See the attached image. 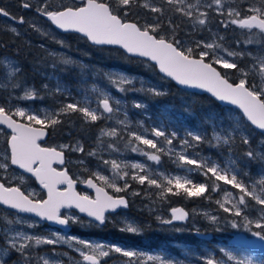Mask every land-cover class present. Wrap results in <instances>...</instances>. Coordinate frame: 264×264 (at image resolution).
Instances as JSON below:
<instances>
[{
	"label": "snow or ice",
	"instance_id": "obj_1",
	"mask_svg": "<svg viewBox=\"0 0 264 264\" xmlns=\"http://www.w3.org/2000/svg\"><path fill=\"white\" fill-rule=\"evenodd\" d=\"M23 7L31 8L32 5L25 2ZM134 9H143L150 14L143 24L130 18ZM36 11L58 29L80 33L95 45H117L131 56L153 62L165 77L179 85L210 93L218 101L235 106L242 115L236 117L227 129L220 126L219 131L215 117L209 116L208 119L213 123L210 138L197 130H188L180 137L175 131L169 132L162 126V122L161 125L152 126L150 130L140 123L138 128L143 129L140 131L133 129L126 111L123 119L117 118L118 113L123 110L122 100L96 85L90 89L96 97L95 107L92 106L91 98L85 94L81 100L61 103L55 110H45L41 114L40 111L33 112L11 104L12 98L36 100L43 97L39 90L28 86L22 80L18 65L12 61H0V65H6V71L0 73V91L8 93L9 97L7 105L0 104V125L10 130L6 147L0 151V173L3 174L0 175V205L62 226L79 222L78 217L63 214L61 211L75 208L103 225L108 219L106 213L129 206V201L124 197L109 195L106 187L116 193L125 192L131 186L128 182L131 180L158 190L155 195L161 200H166L170 195L186 198L203 196L211 200V194L205 196L211 189L212 192L222 193V198L214 201L219 209L231 217L239 218L228 221L231 227L250 233L264 248V178L249 183L245 177H249L250 173L245 170L246 165L241 163V158H246L248 162L264 161V149L254 150L246 132L248 127L254 126L264 136V54L253 55L251 52L229 49L223 43L224 37L219 34L211 39L191 38L193 33L208 29L210 14L214 13L222 17L219 23L223 28L235 26L246 33L245 45L264 46V0H243V3L241 0H80V3L71 6L61 3L55 9H50L48 3L44 2L36 6ZM0 15L17 19L11 17L3 8H0ZM135 15L139 16L140 13L136 12ZM177 19L179 23L176 22ZM17 22L25 23L23 17ZM182 25L187 27L185 36L190 39L180 37L179 30ZM11 31L19 35L16 28ZM246 57L247 63L242 65L240 61ZM60 63L67 65L73 61L62 58ZM217 66L225 70V73L222 74ZM229 71L237 74L235 81L230 80L227 75ZM107 79L120 93L144 91L154 96L164 94L156 87L144 88L142 85L140 89H136L134 79L124 74H108ZM43 88L52 94H71L59 80L54 89H49L48 84H44ZM134 107L145 109L146 105L135 103ZM73 114H79L84 124L114 120L120 127L101 128L97 137V149L86 153L79 141L56 147L42 143L49 136V129L54 131L65 122L64 117H71ZM245 121L248 123L245 124ZM105 137L109 138L107 142ZM237 138L244 147L238 155H233ZM120 141H124L125 149L146 157L156 165L161 164L163 157H168L183 174L166 173L139 162L105 159L102 155L105 149L111 153L121 151ZM205 143L228 152L223 164L202 156L197 151ZM261 144L264 145V140ZM67 151L98 159L102 165L111 169L112 178L100 172H91L89 178L73 179L65 167ZM79 163L84 165L85 162L81 159ZM13 166L22 171L10 173ZM84 170L87 171V168ZM23 173L35 177L46 190V199H35V192H25L20 186H13V180L24 183ZM193 174L202 176L203 180H194ZM261 176L264 177V172ZM117 179L124 180L125 183L118 185ZM77 183H84L88 188L94 189L95 197L78 193L75 190ZM61 185L66 187L61 188ZM221 185H229L230 189L222 188ZM233 189L236 191L233 192ZM132 195L140 193L133 191ZM187 218L188 213L182 208H173L168 219L157 217L165 225L173 224L174 221H185ZM207 218L214 224L218 223L216 216ZM0 222L3 225L0 228V238L3 239V245L0 246V264H5L4 257L10 252L19 255L20 264H32L35 259L33 249L41 245L61 243L68 244L69 247L78 244L87 249L79 250L85 264H102V260L112 253L127 258L125 264H173L171 260L147 255L139 249L118 244H92L57 233L47 237L29 234L11 227L13 224L25 223L19 217L10 219L9 215H4L0 217ZM27 226L33 228L37 225L33 222ZM118 230L136 236L143 233L141 225L127 218L121 221ZM221 251L226 260L208 257L205 264H252L250 259H238L230 251ZM38 260L42 264H62L61 261L47 256H40Z\"/></svg>",
	"mask_w": 264,
	"mask_h": 264
},
{
	"label": "rangeland",
	"instance_id": "obj_2",
	"mask_svg": "<svg viewBox=\"0 0 264 264\" xmlns=\"http://www.w3.org/2000/svg\"><path fill=\"white\" fill-rule=\"evenodd\" d=\"M51 1L53 0H44L40 1L39 3V0H31V2H35L36 4H42L44 2L49 3ZM77 1L79 0H64V2L72 3ZM213 15L214 13L210 14V23L208 29L203 32L193 33L191 38L211 39L216 34H219L220 36L224 37L223 43L225 47H228L229 49L243 50L246 52H251L253 55L264 54V46L260 44L245 45L244 41L246 39V33L243 30L236 28L235 26H230L228 29H225L218 22L217 24H214L216 17ZM217 17H219V21L222 19V17L220 16ZM40 26L43 27V25ZM39 30H41L40 27ZM184 31L185 32L183 33L185 34L188 29ZM42 32H44V35H46L47 37H51L52 41H50L53 43V47H47L46 53L51 54V56L58 57V61H60L62 58L70 59L71 61H73V63L67 64L72 69V71H64V68L58 66L55 62H49L48 65H46L44 62L38 65L39 67H37V80L33 79L29 81H23H25L28 86L35 87L37 90H39L40 96L43 98L36 100H17L14 98L15 100L19 101V107L26 108L33 112L40 111L41 114H43L45 110H55L61 105V103H68L81 100L85 94H87L91 98L92 106L95 107L96 97L95 94L90 92V89L93 85H96L110 92V94H112L114 97L122 100L123 110L118 113L117 118L123 119L124 113L126 111L128 120L131 123L133 129L143 131V129L138 128V125L142 123L144 125V128L150 130L152 126L161 125L162 122L163 127H165L169 132H177L178 136L180 137L184 136L186 131L188 130H197L207 135V130L204 127H198V125H194L189 121V117L192 116L191 110H189V106L194 102L193 100L189 101L185 99V97H181V102L184 107H177L173 103H163L156 96L148 94L144 91H136L135 94H133V91H130L129 97L127 93H120L116 91V89L109 83L107 79L108 74H124L134 79V86L136 89H140L142 85L144 88L156 87L161 89L165 94L170 88V86L166 82V79L164 77L159 76L139 78L137 75L132 74L126 69L114 66L113 64H109L107 57L105 58V56L99 49L92 48L90 45H81L80 53L82 55H71L62 46H67L71 42H74L75 44L79 43L81 40H78V37L74 38L61 34L56 31L55 28H53L52 26H49L48 30H42ZM235 32L238 33L236 37L232 34ZM228 33L232 35L234 41H228ZM182 36L183 37L181 38L190 39V37H187L185 35ZM238 36L242 37V39H239ZM58 41H62L63 43H58ZM247 60L248 58L246 57L245 60L240 61V63L243 65L244 63H247ZM7 61H12L14 64L18 65L17 60L13 57L8 58ZM53 64H55V68H53ZM69 78H73V80L70 81ZM57 80H59L63 87L71 93L70 95L65 96L59 93L52 94L48 89L43 88L44 84H48L49 89H54ZM20 94L22 95V93ZM145 94H148L149 96L147 97H150V99L154 100L156 104L154 103V105H152V103H150L147 98H145ZM137 95L139 96L138 98ZM171 100L174 101L173 98H171ZM135 103H143L144 105H146V108L137 109L134 107ZM225 113L227 114V119L222 124H220V126L227 129L229 125L234 122L235 118L239 116L236 113L230 111H226ZM63 119L64 121H69L68 124L73 130H76L79 127L88 126V124L83 123V121L79 117V114H73L71 117H64ZM101 121L104 122L101 128H105L108 126H115L118 128L120 127L119 125L115 124L114 120ZM220 126L217 127V131H219ZM101 128L91 133V138L93 139V142L91 143V146L89 148H87L84 142L80 139H77L76 141L71 143H65L60 141L56 143V146L61 144H75L77 141H79L84 146L85 153L89 150H95L98 147L97 137L100 134ZM71 133L72 131H68L67 134L71 135ZM104 140L105 142H107L109 138L105 137ZM125 140H127L126 136ZM262 140H264V136L261 135L258 141V150L264 149V145L261 144ZM120 148L121 151L119 153H111L109 150L105 149L102 155L105 159L115 158L127 163L139 162L144 163L153 169L164 171L166 173L183 174L182 170L176 168V166L169 159V162L174 166V170L171 168L168 169V167L163 162H161L160 165H156L152 161H148L146 157L141 156L138 153L128 151L124 148V141H121ZM197 151H199L202 156L217 160L221 164H223L225 159L228 157V153H224L221 150H219V154H217L215 157H212L203 150L197 149ZM67 152L70 155L67 159V164L70 167H73L75 171V177H79L81 180H83L90 176L91 172H100V174L112 178L111 169L107 166L102 165L98 159L94 157H88L85 154L79 152ZM81 159L84 160V165H81L79 163ZM85 167L87 168V171L84 170ZM257 167V173L252 178L245 177V179L248 180L249 183L264 178L261 176V173L264 172V161L258 160ZM24 182H26V178ZM128 182L131 186L128 188L127 193L130 196L131 202H133V204L134 202H136L134 207L136 211L147 212L151 216L155 215L164 219H168L171 217V208H169L166 204L162 203L161 201L150 199L148 194L142 193L141 189L139 188V186L141 185H139L138 183L131 180H129ZM116 183L122 186L125 181L117 179ZM134 184L137 185L135 186ZM221 187L230 189L229 185H221ZM36 189L37 188L35 186H30L29 188H27V191L35 192L37 194L38 191ZM109 189L113 193L119 194L114 192L111 188ZM133 191L139 192L140 195H132ZM232 191L235 192L236 190L233 189ZM137 199L138 201H136ZM193 211L195 213L196 219H198L197 221L191 223L195 229H202L204 223L211 224L212 230L209 232L212 234L213 239V243L211 245L202 241L203 239L201 241H191L188 235L183 238L186 243H177L173 241L176 237L175 232H178V235L181 236L183 233L182 230H187V232H189L190 228L185 226L177 228L174 224H162L160 228L154 230H156V232H158V230L162 231L168 238H170V243L174 246V248H170L165 242L162 243L160 239H157V237L149 235L146 228L141 225L138 219L131 216L129 211H122L113 215H109L107 220L112 227L117 229H119V227L121 226V221L125 218L131 221H135L138 225H141L143 227L142 235L136 236L126 233L127 235L123 237L114 238L110 240H102L99 238H82L78 234L63 233L62 231L56 228L43 224L42 222L33 217L24 216L17 213L0 211V217L4 215H9L10 219H16L17 217L21 218L23 221H25V223L13 224L11 227L17 230L27 232L29 234L47 237L53 233H57L64 237H76L80 240H84L92 244H118L127 248L139 249L147 255L160 256L166 260H171L173 264H177V262H179V264H205V259L208 257H212L216 260H226L223 251H221L222 249L230 251L238 259H250L252 261V264H264V254L247 249L238 248L234 245L229 244V240H231L232 237L239 232L251 236L250 233L244 232L243 230L237 231V229H233L228 223L229 220H238L239 218L231 217L227 213L222 214L220 212H217L215 209H211L205 206L195 207ZM65 214H71L78 217L79 222L73 223V225L79 231L88 230V228H90L92 224H95L91 220H84L75 211H68L65 212ZM208 216H216L218 218V223H212L207 218ZM33 222H35L37 226L29 228L27 225ZM2 226L3 225L0 224V228H2ZM177 229L180 230L177 231ZM2 245L3 239L0 238V246ZM79 250L87 251V249H83V247L78 244H73L72 247H69L68 244L63 243L57 245H41L38 248L32 250L33 256L35 257V259H33L32 261V264H42V262L38 260L40 256H47L51 259L59 260L62 262V264H85L82 257L80 256ZM37 252L40 253L39 257L36 256ZM65 253L67 255H64ZM126 260L127 258L121 256L118 253H112L109 257L104 258V260H102V264H125ZM4 261L5 264H20V257L18 254L10 252L8 256L4 257Z\"/></svg>",
	"mask_w": 264,
	"mask_h": 264
},
{
	"label": "trees",
	"instance_id": "obj_3",
	"mask_svg": "<svg viewBox=\"0 0 264 264\" xmlns=\"http://www.w3.org/2000/svg\"><path fill=\"white\" fill-rule=\"evenodd\" d=\"M40 1H44V0H39V3H40ZM25 2L30 3L32 5L33 8L31 7L30 8L31 10L36 9V6L40 5V4H36L35 2H31V0H0V8L5 9L8 13L15 12V11H26V10H29V8L23 7V4ZM241 2L243 3V0H241ZM61 3H63L66 6H71L73 4L80 3V0L77 2H74V3L64 2V0H53V1L49 2L48 5H49L50 9H55ZM136 12H139L140 15L139 16L135 15ZM149 15L150 14L145 13L143 9H134V14L130 18L133 20H139V22L141 24H143L145 22L146 17H149ZM213 16L216 17L214 24L215 23L217 24V22L219 23V17H217L218 15L214 14ZM18 18H20V17H18ZM37 20H38V26L39 27H41L40 25H43V24L48 25V26H52L47 20H45L43 18L42 15H37ZM176 22L179 23V19H177ZM184 30H187V27L182 25L181 29L179 30L180 37H183L182 35H185L183 33V32H185ZM232 34L235 37L238 35L237 32L232 33ZM64 35L74 37V38L78 37V40L79 39L81 40L79 43H76V44L74 42H71L67 46H62L71 55H76V54L82 55L80 53L81 45H90L92 48L99 49L103 53L105 58L107 57L109 64H113L114 66L126 69L129 72H131L132 74L137 75L139 78L140 77H159V76H161L159 74L157 68L150 61H147V60L141 59V58H135V57L128 56L119 48L99 47V46L91 45L86 38H84L78 34H75V33L64 34ZM238 38L242 39V37H239V36H238ZM0 39H1V37H0ZM227 39H228V41H230V40L234 41V38L232 37V35L230 33H228ZM16 42H17L18 46L16 45ZM35 42L38 43V48H37L38 53L36 51V55H37L38 60L35 62L36 66H37V64L40 65V63H42V61L48 65L49 61L53 60V62H55L58 66L63 67L64 71L65 70H68V71L71 70L72 71V69L68 65L65 66L64 64H61L60 61L57 60L58 57L50 56V58H45V57L41 56V53H43V49L41 47L42 43L49 44V46L53 47V43L50 42L46 38V35H42L41 32L39 31L38 37L35 39ZM6 43L11 44V45L13 44L17 49H20V50L26 49V44H24L22 41L19 42L17 39L7 41ZM30 51L34 52V49L33 50L31 49ZM23 63L25 65L26 69L28 66L31 65V63H29V62H27V61L25 62V60H23ZM217 67L219 68V66H217ZM220 71L223 74L225 73V70H223V69H220ZM227 75L230 77L231 81H235L237 79V74H235L233 72L229 71L227 73ZM165 79H166V82L169 84L170 88L168 89V91L165 94H163L161 96H156V97L158 99H160L161 102H163V103H173L177 107L178 106L184 107V105H182V102H181V97H185V99H187L189 101L193 100L194 102L189 106V110H191V114H192V116L189 117V121H190V123H192L194 125H198V127H204L207 130V136L209 138L211 137V133L213 132V123L208 119L209 116L215 117L216 125H217V127H219L220 124H222L227 119V114L225 113L226 111L234 112L238 116L242 115L235 108H232L230 106L221 105L215 99L211 98L210 96H208L206 94H196V93H192V92L180 89L179 87H177L175 85V83L172 80L167 79V78H165ZM69 80L71 81V80H73V78H69ZM135 93H136V91H133V94H135ZM127 95L128 96L130 95V91L127 92ZM147 96H149V95L145 94V98H147V100L150 103H152V105H154V103L156 104V102L154 100L150 99V97H147ZM138 97L139 96L137 95V98ZM171 98H173L174 101H172ZM221 119H223V120H221ZM68 123H69V121H65L61 125H58L54 131L51 130L52 131V133H51L52 141L54 143H58L60 141L65 142V143H71V142L76 141L77 139H80L84 142V144L87 148H89L91 146V143L93 142V139L91 138V133L95 130L97 131L104 124L103 121H97L95 124H88L87 127H79L76 130H73L72 128H70ZM247 123L248 122L245 121V124H247ZM68 131H72L71 135L67 134ZM246 131L248 132V136H249L252 148L254 150H258V141H259V138L261 136V133L257 132L252 126L248 127L246 129ZM120 145H121V141H120ZM243 147L244 146L239 143V139L237 138V145H236V148L233 152V155H238ZM198 149L205 151L207 154L211 155L212 157H215L217 154H219V150H221L224 153H228L223 148H217V147L213 148L212 146H210L207 143L200 145V147ZM162 162L168 167V169L171 168L174 170V166H173V164H171L169 162L168 157H163ZM241 163L246 165L245 170L250 173L249 177L252 178L257 173L258 160L248 162L246 160V158H241ZM193 179L196 181H202L203 177L199 176L198 174H193ZM134 185L136 186L137 184H134ZM139 188L141 189L142 193H146L148 195L150 193L151 194V195H149L150 199H154L156 201H161L162 203L166 204L171 209H173L174 207H177V206H183L190 212V217L187 221H185L181 224L173 222V224L177 228L178 227L181 228L182 226L190 228L189 232H187V230H182L183 233L181 236L178 235V232H175L176 237L174 238L173 241H175L177 243H186V241L183 240V238L186 237V235L189 236V239L191 241H201L202 240L196 235L195 230H197V229H195L191 224L192 222H195L198 220V219H196L195 213L193 211V209L195 207L205 206V207H209L211 209H215L217 212H220L222 214L224 213L221 209H219L218 205L216 203H214V201L216 199L221 198V192H212L211 189H209V191L205 193V196H208L209 194H211V196H212L211 200L205 199L203 196L202 197L186 198L184 196L178 197V196H171V195L168 196L166 200H161V199H158L157 196L155 195V193L158 190H156L154 188H148L147 185H143V186L141 185V186H139ZM119 194L124 195V194H128V193H127V191H125V192H120ZM136 201H138V199ZM135 204H136V202H134V204H133V202L130 201V207L127 211H129L131 216H133L134 218H136L140 221L141 225L144 228H146L149 235H153V237L154 236L157 237V239H160L162 243L165 242L168 247L174 248V246L170 243V238H168L162 231L158 230V232H156V230H154V229L160 228V226L162 225L159 222V220L156 218L157 216H155V215L151 216L147 212L136 211L134 209ZM0 209H1V207H0ZM74 230L82 238H99L102 240H110V239L119 238V237H123V236L127 235L124 232H120L117 228L112 227L110 224H106L103 228H100L96 225H91V227L85 231H79L77 229H74ZM198 230H200L202 232L209 233L212 230L211 224L204 223L203 228L198 229ZM237 231H240V230H237ZM202 241H204L205 243H207L209 245H211L213 243L212 242L213 239L208 240V241H206V240H202ZM39 255H40V253L37 252L36 256L39 257Z\"/></svg>",
	"mask_w": 264,
	"mask_h": 264
},
{
	"label": "flooded vegetation",
	"instance_id": "obj_4",
	"mask_svg": "<svg viewBox=\"0 0 264 264\" xmlns=\"http://www.w3.org/2000/svg\"><path fill=\"white\" fill-rule=\"evenodd\" d=\"M9 14H10L11 17H15L17 19L13 20V19H10L7 16L0 15V37H1V39H0V61H7L8 58H11V57L15 58L17 60V62H18V66L20 68L19 75L22 78V80H26V81L33 80V79L37 80V78H38V75H37L38 74V72H37L38 68L37 67H39L38 66L39 64H37V66H36L35 62L38 60L37 55H36V51H37V48H38V43L35 42V39L38 37L39 31L41 32L42 35H44V32H42V30H44V29L48 30L49 26L48 25L45 26V24H43V27H40L41 30H39L37 15H40V14L36 11V9H32L31 10L29 8V10H26V11H15V12H11ZM18 17H23L25 23L19 24L17 22V20L19 19ZM33 25L35 27H32ZM12 28H16V30L19 33V35H16L15 33H13L11 31ZM62 34H64V33H62ZM46 38L49 41L50 40L52 41L51 37L49 38V37L46 36ZM14 39H17L19 42L22 41L24 44H26V49L20 50V49H17L13 44L11 45V44L6 43L7 41H11V40H14ZM16 45L18 46L17 42H16ZM41 47L43 49V53H41V56L45 57V58H50L51 54L46 53V49H47V47L50 48L52 46H49V44L42 43ZM31 49L32 50L34 49V52L30 51ZM37 53H38V51H37ZM23 60H25V62L27 61V62L31 63V65L28 66L27 69H26V67H25V65L23 63ZM49 62H53V60H51ZM42 63H44V62L42 61ZM4 71H6V65H0V73H3ZM8 99H9L8 93L0 91V104L7 105ZM11 104L13 106H19V101H17L14 98H12L11 99ZM16 119H19V118L17 117ZM51 130L52 129L48 130L49 131V136L46 139V141H44L42 143H45L46 146L56 147V143H54L52 141V137H51L52 131ZM8 134H10V130L7 129V127L4 126V125H0V151H2L6 147V138H7ZM69 156L70 155L68 154V152H66L65 153V158H66L65 167H67V169H68L70 175L73 177V179H76L77 177H75V175H74L75 171H74L73 167H70L67 164V159H68ZM54 167H58L59 168L60 166L59 165H54ZM13 171H15L16 173H20L22 170L15 169L14 166H13V169H10V173L13 172ZM0 175H3V174L0 173ZM23 175L26 178V182H24L23 184H20V182L18 180H13L12 181L13 186H17L18 185L25 192H28L27 188H29L30 186H35L37 188L36 190L38 192H37V194H36V196L34 198L35 199H44L46 197V192L38 186L36 179L34 177H32L31 175L27 174V173H23ZM87 178H89V176ZM97 182L100 184L99 181H97ZM62 188H64V187H62ZM76 189L81 194H85V195H88L90 197H94V193L91 192L87 187H84L83 183H78ZM106 189L110 193H112L113 195L120 196V194L113 193L109 188H106ZM124 195L129 196L128 194H124ZM129 201H131L130 196H129ZM0 207H1L0 210L2 212H6L7 211V212H12V213H17L16 211L9 210V209L1 206V205H0ZM127 210H121L119 212L127 211ZM71 211H74V210H71ZM65 212H68V211H64L63 214H65ZM119 212L110 213V214H107L106 216L108 217L109 215H113V214H116V213H119ZM17 214H19V213H17ZM20 215H22V214H20ZM24 216H26V215H24ZM80 217H82L84 220L88 219V218L83 217L81 215H80ZM88 220H90V219H88ZM92 222L95 223V224H92V225H96V226H98L100 228H103L106 224H110L108 222V220H106L104 225H99L98 223H96L94 221H92ZM0 224H2V222H0ZM43 224H45L47 226H50V227H53V228H56V227L48 225L46 223H43ZM70 224L72 225V230L69 233H67V234H78L74 230L76 228L73 225V223L70 222ZM58 230H60V229H58ZM197 230H195V232ZM200 239H202V238H200ZM203 240H205V239H203Z\"/></svg>",
	"mask_w": 264,
	"mask_h": 264
},
{
	"label": "water",
	"instance_id": "obj_5",
	"mask_svg": "<svg viewBox=\"0 0 264 264\" xmlns=\"http://www.w3.org/2000/svg\"><path fill=\"white\" fill-rule=\"evenodd\" d=\"M43 18L45 19V20H47L57 31H59L60 33H64V34H70V33H75V34H78V35H80V36H82V34H80V33H76V32H72V31H68V32H65V31H63V30H61V29H58V28H56V26L55 25H53L52 23H51V21H49L45 16H43ZM83 37V36H82ZM85 38V37H84ZM87 39V38H86ZM88 42L91 44V45H94V46H99V47H113V48H119V49H121L125 54H127L128 56H131L130 54H128V53H126L122 48H120L119 46H117V45H95V44H93L91 41H89L88 40ZM131 57H135V58H141V57H137V56H131ZM141 59H145V58H141ZM146 60V59H145ZM151 62V61H150ZM151 63H153V62H151ZM157 68V67H156ZM218 68V67H217ZM157 70H158V68H157ZM218 70H220L219 68H218ZM158 72H159V70H158ZM159 74L161 75V76H163V77H165L162 73H160L159 72ZM223 74V73H222ZM165 78H167V79H170V80H172L171 78H168V77H165ZM174 83H175V85L177 86V87H179L180 89H183V90H186V91H189V92H192V93H196V94H206V95H208V96H210L211 98H213V99H215L217 102H219L221 105H224V106H230V107H232V108H235V106H233V105H230V104H227L226 102H221V101H218L215 97H213L210 93H207V92H205V91H203V90H201V89H193V88H189V87H186V86H182V85H179V84H177L174 80H172ZM236 109V108H235ZM236 110H238V109H236ZM239 111V110H238ZM253 128H254V126H252ZM255 129V128H254ZM257 132H259V133H261V130H259V129H255ZM48 138V136L45 138V141H46V139ZM44 142V141H43ZM28 174V173H27ZM30 175V174H29ZM69 175H70V173H69ZM71 176V175H70ZM35 178V177H34ZM73 178V177H72ZM37 181V180H36ZM97 184H99L97 181H95ZM37 184H38V186L41 188V189H43L42 188V186L39 184V182L37 181ZM78 184V183H77ZM77 184H76V186H75V190L77 191V189H76V187H77ZM83 186L84 187H87L86 186V184H84L83 183ZM102 186V185H101ZM61 188L62 187H66V186H63V185H61L60 186ZM88 188V187H87ZM91 192H93L94 193V197H95V195H96V193H95V191H94V189H91V188H88ZM45 192H46V190L45 189H43ZM105 190L108 192V194L109 195H112V196H114V197H124L125 199H127L128 201H129V196H126V195H120V196H117V195H113L112 193H110L106 188H105ZM78 192V191H77ZM79 193V192H78ZM81 194V193H80ZM82 195H85V194H82ZM94 197H92V198H94ZM47 198V193H46V197L44 198V199H46ZM1 206H3V205H1ZM3 207H5V206H3ZM130 207V201H129V206H128V208ZM6 208V207H5ZM128 208H120V209H117V211L116 212H119V211H121V210H127ZM174 208H182L185 212H187L188 213V218L185 220V221H187L188 219H189V217H190V212L185 208V207H183V206H177V207H174ZM8 209V208H7ZM9 210H12V211H15V210H13V209H9ZM71 210H74V211H76L79 215H81V216H83V217H86V218H88V219H90V220H92V218H90V217H88L85 213H81V212H79V210L78 209H75V208H73V209H62L61 211H62V213L64 212V211H71ZM110 213H115V212H109V213H106V215L107 214H110ZM19 214H22V215H26V216H30V217H33V218H35V219H37V220H39V221H41V222H43V223H46V224H48V225H51V226H54V227H56L57 229H60L62 232H64V233H69L71 230H72V225L71 224H69L68 226H62V225H58V224H55V223H53V222H49V221H43V220H40V218L39 217H36L35 215H33V214H30V213H19ZM93 221V220H92ZM185 221H174L175 223H179V224H181V223H183V222H185ZM95 222V221H94ZM96 223H98V222H96ZM104 225V224H103ZM196 235L199 237V238H202V239H205V240H211L212 239V234L211 233H206V232H202V231H200V230H197L196 232ZM229 244H231V245H234V246H236V247H238V248H242V249H247V250H251V251H255V252H259V253H262V254H264V248H262L260 245H261V242L260 241H258L256 238H254V237H252V236H249V235H247V234H245V233H242V232H239V233H237V234H235L233 237H232V239L231 240H229Z\"/></svg>",
	"mask_w": 264,
	"mask_h": 264
}]
</instances>
